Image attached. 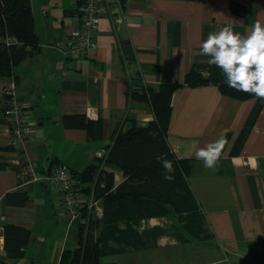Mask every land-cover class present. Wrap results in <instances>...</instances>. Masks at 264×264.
<instances>
[{
    "label": "crops",
    "instance_id": "crops-1",
    "mask_svg": "<svg viewBox=\"0 0 264 264\" xmlns=\"http://www.w3.org/2000/svg\"><path fill=\"white\" fill-rule=\"evenodd\" d=\"M78 7V0L43 4L44 16H34L39 51L14 68L13 78L0 77V260L10 264H59L64 250L78 246L84 219L70 218L46 176L59 164L74 172L108 167L116 134L153 119L148 103L130 100L135 79L147 88L182 84L195 63L210 59L199 55L210 32L233 21L234 31L247 35L257 21L264 24V0H111L103 5L96 48L70 62L62 48L80 26ZM11 79L36 123L32 138L15 146L3 113ZM170 105L168 144L190 161L197 209L98 226L101 263L264 264V99L182 84ZM71 115L93 122V138L65 126ZM221 135L228 143L213 171L194 152ZM24 161L35 165L28 174ZM123 180L114 171V184ZM83 199L96 201L94 217H101L99 200ZM13 228L29 232L14 258L6 247L19 239Z\"/></svg>",
    "mask_w": 264,
    "mask_h": 264
},
{
    "label": "trees",
    "instance_id": "trees-1",
    "mask_svg": "<svg viewBox=\"0 0 264 264\" xmlns=\"http://www.w3.org/2000/svg\"><path fill=\"white\" fill-rule=\"evenodd\" d=\"M80 4V0H78ZM39 51V39L34 29L31 0H0V77H14V68ZM225 77L215 65L195 63L185 75L188 86L217 85L228 97L244 100L255 98L252 94L238 92L227 87ZM181 83H163L147 88L140 78L134 80L131 101L148 103L153 119L144 126L132 125L119 131L105 160L108 167L90 164L81 172L72 171L79 183H95V199L102 208L101 217H90L82 212L84 222L79 225L78 246L62 252L59 264H102V249L95 237L98 226L131 220L170 215L197 209L194 194L189 185L190 161L178 159L167 140V128L171 115V98ZM5 107L8 95L5 94ZM65 126L83 128L91 135L93 122L83 116L63 117ZM172 162L174 173L171 181L164 179L161 156ZM119 170L124 180L114 184V171ZM82 191L89 192V188ZM18 241L7 247L9 256L17 257L19 248L29 237V232L13 228ZM0 264H10L0 260ZM107 264V263H106ZM112 264V263H109Z\"/></svg>",
    "mask_w": 264,
    "mask_h": 264
},
{
    "label": "clouds",
    "instance_id": "clouds-1",
    "mask_svg": "<svg viewBox=\"0 0 264 264\" xmlns=\"http://www.w3.org/2000/svg\"><path fill=\"white\" fill-rule=\"evenodd\" d=\"M234 26L235 22L231 21L218 31L210 32L200 44L199 55L210 57L207 63L221 70L227 87L264 99V24L257 21L247 35L235 32ZM227 143L221 135L198 148L194 156L205 168L217 171ZM161 160L164 179L171 181L175 171L173 164L163 155Z\"/></svg>",
    "mask_w": 264,
    "mask_h": 264
},
{
    "label": "built area",
    "instance_id": "built-area-1",
    "mask_svg": "<svg viewBox=\"0 0 264 264\" xmlns=\"http://www.w3.org/2000/svg\"><path fill=\"white\" fill-rule=\"evenodd\" d=\"M111 0H80L78 15L80 26L70 32L69 38L62 48V52L68 61L81 59L97 46L95 33L98 31L101 17L104 12V3ZM4 94L8 95V103L4 111V116L10 128V144L24 143L32 138L36 123L28 108V104L21 102L16 93V83L14 79L9 80L5 87ZM34 162L24 161L23 172L28 174L34 167ZM46 179L52 189L59 191V203L72 220L78 219L85 205L81 186L72 170L66 165L59 164L50 169ZM90 203V202H89ZM88 207H91L89 205ZM92 204H96L94 201Z\"/></svg>",
    "mask_w": 264,
    "mask_h": 264
},
{
    "label": "rangeland",
    "instance_id": "rangeland-1",
    "mask_svg": "<svg viewBox=\"0 0 264 264\" xmlns=\"http://www.w3.org/2000/svg\"><path fill=\"white\" fill-rule=\"evenodd\" d=\"M48 2L59 3V0H31V7H32L33 17L35 15H37L38 12H39L40 15L44 16V11L41 9V7H42L43 4H47ZM61 2L64 3L65 0H61ZM54 7H55L54 4L50 5L49 9H50L51 12L54 11ZM94 186H95V183L92 181V182L83 183V187L84 188H86V189L89 188L90 189L89 192H84V191H82V188H81L82 193H84V195L85 194L89 195L91 201L94 199V196H95V193H94L95 188H94ZM85 205L86 206L84 207L83 212L84 211L87 212L90 217L96 216L97 204H92V202H90L89 205H91V207H88L87 206L88 203L85 202ZM80 218H81V216L78 219H80ZM201 258H203V253H202V257Z\"/></svg>",
    "mask_w": 264,
    "mask_h": 264
}]
</instances>
